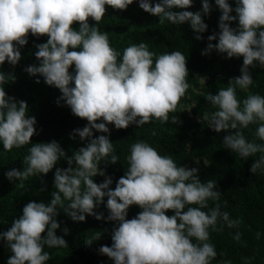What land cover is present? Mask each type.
<instances>
[{"label":"clouds","instance_id":"9594fccd","mask_svg":"<svg viewBox=\"0 0 264 264\" xmlns=\"http://www.w3.org/2000/svg\"><path fill=\"white\" fill-rule=\"evenodd\" d=\"M132 3L133 0H0V65L6 61L18 63V46L27 44L29 33L37 37L47 35L46 43L36 45L39 66H29L26 71L32 75L39 73L46 84L61 91V99L72 113L88 121L74 133L81 140H89L86 147L70 157L56 141L35 143L24 157L26 167L6 173L10 181L27 180L30 176L46 175L62 157L68 163L67 168L55 170L56 191L52 192L50 203L28 202L22 215L0 232V239L6 241L12 253L7 264H46L50 254L44 251L45 246L67 247V241L56 235L60 227L55 219L58 207L75 221H84L85 214L105 219L103 213L94 211L105 197L109 211L106 219L118 222V226L112 232V245H102L99 251L114 264H211L217 252L208 242L209 229L217 231L219 220L230 228L239 224L230 219L228 212H221L218 203L209 208V201H218L221 195L215 181L201 182L197 168L177 166L170 155L159 154L144 141L131 146L128 170L114 189L109 187L110 177L99 184L93 180L97 174L104 175L98 168L102 160L110 156L111 163L118 161L109 137L93 138V129L108 133V124L126 129L153 119L168 122L169 113L176 112L190 87L186 56L180 51L156 56L141 42L126 47L122 59H118L120 54L110 45L107 33L89 24V18L99 24L106 6L126 10ZM215 4L221 11L220 31L208 36L209 43L202 54L215 49L228 58L242 56L243 64L241 74L232 79L234 85L230 83L217 94L205 96L218 110L205 113L203 120L215 132L229 133L223 143L240 158L260 154L250 168L254 174L264 169V144L250 142L238 129L264 122V96L249 95L241 107L236 86L248 88L253 83L250 68L257 63L264 67V0H236L235 16L231 15L233 8L228 0H215ZM192 5L193 0H159L154 6L150 0H139V7L158 16L161 24L189 22L194 32L203 33L208 25L201 11H173ZM202 12L210 14L209 0H202ZM237 19L238 30L229 23ZM74 22H79V30L72 27ZM217 36L218 43H211ZM196 39L202 37L197 35ZM73 65L75 73L69 71ZM9 79L15 77L0 71V142L7 152L30 144L36 134L35 117L26 115L27 103L21 100L17 104L4 89ZM101 118L103 122L97 123ZM172 122H178L176 116ZM256 136L264 141V123H260ZM132 205L142 211L127 219ZM168 210L174 215H167ZM64 231L67 233L68 229ZM45 232L46 236H42ZM99 238L97 233L88 243ZM235 238L239 240V233Z\"/></svg>","mask_w":264,"mask_h":264},{"label":"trees","instance_id":"16d2710c","mask_svg":"<svg viewBox=\"0 0 264 264\" xmlns=\"http://www.w3.org/2000/svg\"><path fill=\"white\" fill-rule=\"evenodd\" d=\"M159 0H150L155 5ZM211 12L204 15L202 12V0H193V5L187 9H173V11H201L204 22L208 28L203 33H196L191 29L190 23L174 25L170 22L160 23L158 16L145 12L139 7V0H134L129 9L115 10L106 6L104 18L96 25L89 18L91 26H97L101 32H106L110 45L120 54L122 59L123 50L141 42L148 45L149 51L159 56L164 53L180 51L186 56L189 75L187 82L190 87L186 95L181 98L176 112L169 113V121L161 123L153 119L150 123L142 126L131 124L126 129H116L113 124H108V133L93 129V138L106 135L113 144L114 155L118 161L113 164L110 156L100 162L98 168L112 177L110 188L114 189L120 177L124 176L129 167L128 157L131 146L137 142H147L154 147L159 154L170 155L177 166L197 168L201 182L213 180L216 189L221 195L218 201H209V208L218 203L221 212H228L232 220L239 221L238 226L228 227L223 220H219L217 231L211 228L209 243L215 246L217 257L211 264H264V169L251 173L250 168L259 153L247 159L240 158L237 153L225 147L224 136L229 133L225 130L215 132L208 127L203 120L205 113L218 110L205 98L209 93L217 94L220 89H226L230 83L234 85L233 78L239 76L243 64V57L228 58L226 53H220L213 49L202 54L209 43L208 36L219 33V17L221 11L215 4V0H209ZM235 16L236 0H228ZM230 26L239 29L238 19L229 22ZM72 27L79 30V22H74ZM200 35L202 39L197 40ZM27 44L18 46L21 59L16 65L7 61L0 65V71L14 76L4 85L9 97L19 104L25 101L28 105L26 115L35 117L36 134L32 142L19 149L13 148L11 152L3 149L0 142V232L6 231L12 221L22 215L23 207L30 201L49 204L52 199L54 187V174L56 168H67L66 158L62 157L55 167L46 175L39 174L30 176L27 180H9L6 173L15 168L23 170L24 157L29 154L28 149L35 143H49L56 141L65 151L66 156H72L81 147H86L89 140H81L75 129H82L88 121L74 115L71 108L61 99V91L46 84L44 77L37 73L29 74L26 68L32 65L39 66L35 52L37 44L46 43L47 35L33 36L29 33ZM211 43H218L216 40ZM70 51L73 49H69ZM81 50L80 48L76 49ZM154 56V60L156 58ZM69 71L75 73L73 65ZM253 83L248 88L241 89L236 86L237 98L242 102L249 95L264 96V67L258 63L250 68ZM203 79L204 82L200 83ZM231 80V82H230ZM39 81V82H37ZM74 86V84H73ZM191 104L188 108L187 105ZM177 117V123L172 122V117ZM103 122L98 120L97 123ZM260 123L257 121L246 129H238L243 132L247 140L264 144L256 136V130ZM235 131V130H233ZM74 137V138H73ZM199 160V164L196 160ZM73 167L75 165L73 164ZM94 182L102 183L105 178L97 174L93 177ZM69 203L65 202V205ZM107 197L99 204L97 213H103L105 219L97 220L94 216L85 214L84 221H75L63 208L58 207V215L55 217L60 227L56 229V235L67 241L65 248H49L44 251L50 254L46 264H114V260L102 254L99 249L102 245L111 246L114 227L118 222L109 221L106 217L109 211L106 207ZM196 207V205H192ZM187 207L185 208V211ZM208 211V209H203ZM142 209L132 205L128 209L127 219L137 216ZM167 215H174L172 210ZM68 231L65 233L64 229ZM100 234V238L92 240L94 235ZM239 233V240L235 237ZM46 236V232L42 233ZM193 242L195 240L193 238ZM12 253L6 241L0 239V264H7Z\"/></svg>","mask_w":264,"mask_h":264},{"label":"rangeland","instance_id":"374dc122","mask_svg":"<svg viewBox=\"0 0 264 264\" xmlns=\"http://www.w3.org/2000/svg\"><path fill=\"white\" fill-rule=\"evenodd\" d=\"M133 2H134V0H133ZM132 4H133V3H132ZM132 4H131V5H132ZM129 8H130V5L127 7V9H129ZM203 82H204V80H203V79H201V80H200V83H203ZM190 105H191V104L189 103V104L187 105V107L189 108V107H190ZM196 163H198V164H199V160H198V159L196 160ZM100 170H101V169H100ZM101 171H103V172H104V175H103V176H104V178H105V179H106V178H108V177H110V176H109V174L105 173V171H104V170H101ZM110 178H111V180H112V177H110ZM1 180H2V179H0V183H1ZM112 181H113V180H112Z\"/></svg>","mask_w":264,"mask_h":264}]
</instances>
